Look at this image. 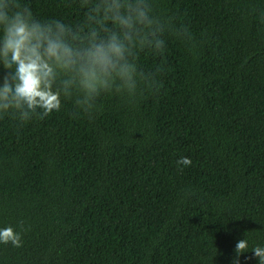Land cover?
<instances>
[{"label": "trees", "instance_id": "1", "mask_svg": "<svg viewBox=\"0 0 264 264\" xmlns=\"http://www.w3.org/2000/svg\"><path fill=\"white\" fill-rule=\"evenodd\" d=\"M38 18L77 0H24ZM184 38L142 53L154 86L90 113L0 116V264H256L264 243V0H153ZM187 156L191 164L177 160Z\"/></svg>", "mask_w": 264, "mask_h": 264}, {"label": "clouds", "instance_id": "2", "mask_svg": "<svg viewBox=\"0 0 264 264\" xmlns=\"http://www.w3.org/2000/svg\"><path fill=\"white\" fill-rule=\"evenodd\" d=\"M80 17L38 18L24 0H0V116L18 121L47 116L71 99L82 113L97 108L101 97H135L154 86L155 72L139 62L140 54H163L167 37L184 38L159 13L153 0H77ZM177 164L187 166L182 156ZM264 227V226H262ZM0 244L20 247L21 233L0 226ZM243 235L231 264L249 248ZM256 264H264V243L251 246Z\"/></svg>", "mask_w": 264, "mask_h": 264}]
</instances>
